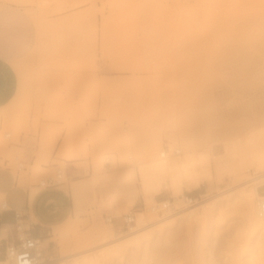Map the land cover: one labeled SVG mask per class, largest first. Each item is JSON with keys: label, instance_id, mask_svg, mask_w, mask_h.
<instances>
[{"label": "rangeland", "instance_id": "obj_1", "mask_svg": "<svg viewBox=\"0 0 264 264\" xmlns=\"http://www.w3.org/2000/svg\"><path fill=\"white\" fill-rule=\"evenodd\" d=\"M0 15L16 44L0 59V171L50 222L40 264H264L236 196L264 175V0H0ZM161 149L212 173L162 185L169 210L141 188Z\"/></svg>", "mask_w": 264, "mask_h": 264}, {"label": "bare ground", "instance_id": "obj_2", "mask_svg": "<svg viewBox=\"0 0 264 264\" xmlns=\"http://www.w3.org/2000/svg\"><path fill=\"white\" fill-rule=\"evenodd\" d=\"M11 67H12V65H11ZM13 68H14L13 70L17 71L15 69V67H13ZM15 71H14V73H16ZM262 144L263 143H261L260 145H262ZM256 145H259V144H256ZM253 146H255V145H253ZM258 147H260V146H258ZM263 147L264 146L262 145L261 149L259 148L258 151H260V152H261V150L264 151ZM251 150L253 151V148H251ZM175 151L178 153L177 148L175 149ZM263 151L261 154L259 152V154H260L259 156H258V154H256V152H254L256 156L255 155L253 156L252 152L250 153V154H252V155H250V157L253 156V157H255V158H253V160L256 159L255 160L256 162L254 165V170H253L254 172H264V152ZM66 153H67V151H66ZM200 154H202V153H199L197 155V157ZM187 155H189V154L184 152L182 155L169 158L162 149L159 150L158 155L155 156V159L149 165L145 166L140 171V178H141V184H142L141 188H142L144 194H146L147 196H150L152 198L153 193L160 192L162 185L166 184L174 191L173 192V195H174V193H176V194L180 193L183 188H187V189L196 188L200 184L201 180H203L205 178H209L212 176L211 169H210V162H209L210 159H208L209 157H207L206 155L203 154V156L200 155L201 157L199 156V158L197 160L196 156L193 157L194 156L193 155L192 159H191V157L189 155L190 160L192 162L194 160L195 161L193 162V165L191 168H187L188 166H186V162H187L186 158H188V160H189V157ZM185 160H186V162H185ZM251 164L252 163H250V166H252ZM216 165H219L218 161H216ZM248 166H249V164H248ZM234 172H235V170L233 171L232 175L233 176L237 175V173L234 174ZM238 175H239V173H238ZM42 182H43V180H42ZM263 185H264V175H262L259 179L257 178V180L255 179L249 187H242L241 189H239L237 191L236 196L239 199V201H241L242 205H244V217L248 221L250 226L252 228H259V229L264 230V216H260L257 212V205H258L259 200L264 199V191L261 188ZM72 188L74 189V186ZM34 191H35L34 189L30 190L31 195ZM150 197H149V199H150ZM182 199L184 201L189 202L188 201L189 197L186 195L185 196L182 195ZM2 202H5V201L3 200ZM171 202L172 201L166 200V199L161 201V203L164 206H166V208L168 210H169V207L171 208V207H173V205H175V204L171 205L170 204ZM151 208H154V206ZM186 209H187V211H186L187 215H190V216L193 215L196 218H198V216H199L198 214H200V213L205 214L207 212L205 207L202 208V210H197L196 205H191V204L187 205ZM107 220L111 221V217H108ZM130 228L133 229V227H130ZM111 232H112L111 229H108L105 231V230L97 228L95 230V234L97 236H100V237H105V236H107V234L111 235ZM42 261H44L43 258H41L39 260L40 263Z\"/></svg>", "mask_w": 264, "mask_h": 264}, {"label": "built area", "instance_id": "obj_3", "mask_svg": "<svg viewBox=\"0 0 264 264\" xmlns=\"http://www.w3.org/2000/svg\"><path fill=\"white\" fill-rule=\"evenodd\" d=\"M62 172L56 170L54 177L46 179L47 185H54L61 181ZM43 184V182H42ZM192 201L191 198L188 200ZM156 208L161 210L163 205ZM154 207V209H155ZM10 210L6 202H0V212ZM13 221L0 228V264H40L42 237L36 232V223H33L27 208L11 209ZM257 212L264 216V199H260ZM134 213L128 211L122 215V221L126 227L134 222Z\"/></svg>", "mask_w": 264, "mask_h": 264}, {"label": "crops", "instance_id": "obj_4", "mask_svg": "<svg viewBox=\"0 0 264 264\" xmlns=\"http://www.w3.org/2000/svg\"><path fill=\"white\" fill-rule=\"evenodd\" d=\"M0 20H1V15H0ZM8 40L9 37L7 36V32L5 31L4 27H1L0 24V59L8 55L10 51L13 49V47L14 48L16 47L15 43L9 42ZM197 187L194 188V190H196ZM0 194H3L5 196L4 201L6 202L7 206L10 209L0 212V228L3 225L9 224L13 221V212L11 209L22 208L26 205V203L28 204V208L30 210V214H31L30 216L33 217L32 220L33 223L50 225V222L46 218L41 217V215L34 214V210L39 202V197L36 191H34L31 195L29 189L27 194V192L24 189L15 186L11 175L3 171H0ZM169 198H171V195L168 192H160L157 195L158 200L169 199ZM36 229H37L36 232H39L42 237V233L39 231L37 227Z\"/></svg>", "mask_w": 264, "mask_h": 264}]
</instances>
